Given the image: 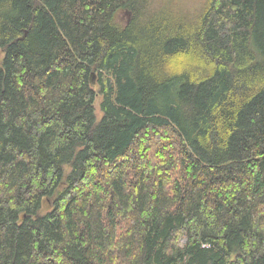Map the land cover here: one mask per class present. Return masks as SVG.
Returning a JSON list of instances; mask_svg holds the SVG:
<instances>
[{
  "label": "trees",
  "instance_id": "1",
  "mask_svg": "<svg viewBox=\"0 0 264 264\" xmlns=\"http://www.w3.org/2000/svg\"><path fill=\"white\" fill-rule=\"evenodd\" d=\"M153 2L0 0V264H264V0Z\"/></svg>",
  "mask_w": 264,
  "mask_h": 264
},
{
  "label": "rangeland",
  "instance_id": "2",
  "mask_svg": "<svg viewBox=\"0 0 264 264\" xmlns=\"http://www.w3.org/2000/svg\"><path fill=\"white\" fill-rule=\"evenodd\" d=\"M205 0H154L153 4L156 5L157 9L165 2L169 3L172 9H180L184 12H188L193 14L196 10H198ZM119 19L122 23L127 22L128 16L126 14H120ZM101 114L96 107V119L100 118Z\"/></svg>",
  "mask_w": 264,
  "mask_h": 264
}]
</instances>
